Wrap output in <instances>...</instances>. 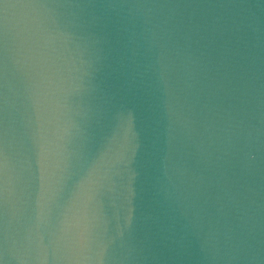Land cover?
I'll use <instances>...</instances> for the list:
<instances>
[{
	"label": "water",
	"instance_id": "obj_1",
	"mask_svg": "<svg viewBox=\"0 0 264 264\" xmlns=\"http://www.w3.org/2000/svg\"><path fill=\"white\" fill-rule=\"evenodd\" d=\"M0 264H264V0H0Z\"/></svg>",
	"mask_w": 264,
	"mask_h": 264
}]
</instances>
